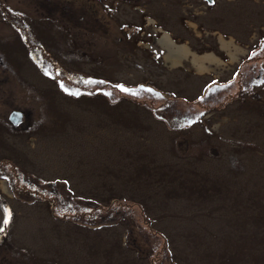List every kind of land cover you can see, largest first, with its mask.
I'll return each instance as SVG.
<instances>
[{"label":"rangeland","instance_id":"1","mask_svg":"<svg viewBox=\"0 0 264 264\" xmlns=\"http://www.w3.org/2000/svg\"><path fill=\"white\" fill-rule=\"evenodd\" d=\"M263 84L264 0H0L1 264H264Z\"/></svg>","mask_w":264,"mask_h":264},{"label":"bare ground","instance_id":"2","mask_svg":"<svg viewBox=\"0 0 264 264\" xmlns=\"http://www.w3.org/2000/svg\"><path fill=\"white\" fill-rule=\"evenodd\" d=\"M159 41L167 48V54L165 55V59H166V62L168 64L177 63L179 61V58H180L179 54L181 52L183 53V55H186L190 52L189 49L187 48V46L174 44V42L170 39L169 35L166 32H164V34L161 36ZM229 43H224L225 44L224 46L229 47V45H231ZM205 57H207V56H205ZM208 57H212L214 59V56L212 54L208 55ZM202 59H204V57H198L195 54H193V61L194 62H196V61L201 62Z\"/></svg>","mask_w":264,"mask_h":264},{"label":"flooded vegetation","instance_id":"3","mask_svg":"<svg viewBox=\"0 0 264 264\" xmlns=\"http://www.w3.org/2000/svg\"><path fill=\"white\" fill-rule=\"evenodd\" d=\"M103 7L105 9H107L108 8V4L107 3H103ZM50 8L58 9V7L56 6V3L54 5H51ZM81 8H82V4H81ZM94 11H95V4L91 2V6L88 8L87 11H85V13L89 16V15H92L94 13ZM44 19H46V16L44 17ZM262 86H263V88L261 90L264 89V84ZM253 88H255V85L253 86ZM253 88H252V91L248 92V97H252L253 98L254 95H256V92L253 91ZM261 90H260V94L262 95ZM15 112H18L19 116H18L17 122L15 124H12L11 121L9 120V117H10V115H12V113H15ZM16 117H17V114H15V118ZM26 120L27 119L25 117V114L21 110H18V109H11L10 112L8 113V115H7V123H9L12 127L21 126V128L15 129V132L17 130H19V129L22 130V129L30 128V122L26 124ZM2 248L5 249V248H7V246H2ZM1 259H6V257L3 256L2 258H0V264L2 262Z\"/></svg>","mask_w":264,"mask_h":264},{"label":"water","instance_id":"4","mask_svg":"<svg viewBox=\"0 0 264 264\" xmlns=\"http://www.w3.org/2000/svg\"><path fill=\"white\" fill-rule=\"evenodd\" d=\"M207 2H210V0H207ZM15 114H17L16 118H15ZM18 116H19L18 112L12 113V115H10L9 117V120L11 121V123L15 124L17 122Z\"/></svg>","mask_w":264,"mask_h":264},{"label":"snow or ice","instance_id":"5","mask_svg":"<svg viewBox=\"0 0 264 264\" xmlns=\"http://www.w3.org/2000/svg\"><path fill=\"white\" fill-rule=\"evenodd\" d=\"M125 91H128L127 89H124ZM3 231V229H0V232H2Z\"/></svg>","mask_w":264,"mask_h":264}]
</instances>
